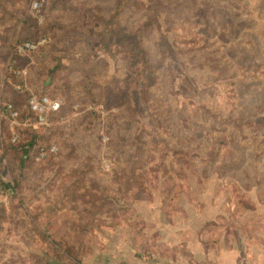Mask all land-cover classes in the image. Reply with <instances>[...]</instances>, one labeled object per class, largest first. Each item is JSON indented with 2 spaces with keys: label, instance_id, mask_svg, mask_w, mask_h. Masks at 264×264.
Returning a JSON list of instances; mask_svg holds the SVG:
<instances>
[{
  "label": "rangeland",
  "instance_id": "rangeland-1",
  "mask_svg": "<svg viewBox=\"0 0 264 264\" xmlns=\"http://www.w3.org/2000/svg\"><path fill=\"white\" fill-rule=\"evenodd\" d=\"M29 2L0 0V108L13 44L46 37L20 66L71 117L0 128V264H91L132 199L213 196L224 230L264 234V0Z\"/></svg>",
  "mask_w": 264,
  "mask_h": 264
},
{
  "label": "crops",
  "instance_id": "crops-1",
  "mask_svg": "<svg viewBox=\"0 0 264 264\" xmlns=\"http://www.w3.org/2000/svg\"><path fill=\"white\" fill-rule=\"evenodd\" d=\"M212 197L126 201L125 217L130 219L125 221L138 220V225L127 223L121 231L105 233L113 238H104V246L93 249L92 258L88 253L87 260L91 264H264V234L224 230L219 218L228 216L229 209Z\"/></svg>",
  "mask_w": 264,
  "mask_h": 264
},
{
  "label": "built area",
  "instance_id": "built-area-1",
  "mask_svg": "<svg viewBox=\"0 0 264 264\" xmlns=\"http://www.w3.org/2000/svg\"><path fill=\"white\" fill-rule=\"evenodd\" d=\"M53 0H30L29 8L35 12H40L49 2ZM47 40L46 37L38 38L37 40H22L13 44L8 60L6 62L5 72L9 75L11 73L14 76L19 77V82L14 83L13 86L18 91L28 90V99L27 104L30 111L34 114V121L30 123L31 119L25 118L22 121V125L28 126L32 125L34 128L39 126H50L52 123V117L55 118L57 122L68 123L70 117L67 113L63 112L64 101L62 98H52L45 94H37L33 90H30L27 84V66L19 67L12 66L11 62L14 60V57H30L40 45H42ZM6 80L10 82V77L7 76ZM75 105L74 107H76ZM2 110H5L9 113L10 117L13 118L12 122H16V116L18 114L17 110L14 108V105L10 101H6L3 104ZM1 110V111H2ZM0 111V112H1ZM2 113V112H1ZM18 138L17 132L13 131L12 142L16 141ZM102 140L105 142L108 140V135H102ZM58 146L56 144H48L36 146V152L34 159L40 161L47 157L49 154L56 153Z\"/></svg>",
  "mask_w": 264,
  "mask_h": 264
},
{
  "label": "trees",
  "instance_id": "trees-1",
  "mask_svg": "<svg viewBox=\"0 0 264 264\" xmlns=\"http://www.w3.org/2000/svg\"><path fill=\"white\" fill-rule=\"evenodd\" d=\"M56 0H53L51 2H54ZM51 2H49L48 4H50ZM47 4V5H48ZM23 40H27V39H23ZM29 40H33V39H29ZM37 51V50H36ZM35 51V52H36ZM26 57H14V60L11 62L12 66H19V67H23L20 66V62L23 61ZM5 68V67H4ZM10 77V82L12 81H16L17 79L19 80V77L12 75L11 73H9L8 75ZM30 74H29V69L27 68V80L29 78ZM12 91L14 92V95L12 96V98L8 99V101L12 102L14 105V108L17 110L18 114L16 116V122H12L13 118L10 117L9 113L6 112L5 110H2V108H0V128L3 127V129H9L8 130V143L10 144H17L20 142L21 140V134L22 132H24L27 129H33V130H37V128H31V127H27L22 125V121L25 118L31 119L34 117V114L30 111L29 106L27 104V99H28V93L27 92H18L14 89V87H12V85L10 84ZM30 86V85H29ZM36 92V91H35ZM37 93V92H36ZM40 94H45L48 95L52 98H57L58 96H52L49 93H40ZM33 116V117H32ZM13 131L17 132L18 134V138L16 141L12 142V135H13ZM0 137H2V134H0ZM56 144L58 146V150L56 151V153L53 154H49L47 157H45L44 159L40 160L44 161L46 159H48L49 157H52L54 155H56L59 151V145L57 142L55 141H51L48 144ZM32 144V141L30 142V145ZM40 143H38L39 146ZM41 146V145H40ZM35 147V146H34ZM29 151L28 150H23L21 158H20V166L22 167L23 163H24V156L27 155ZM33 152H36V148L33 150Z\"/></svg>",
  "mask_w": 264,
  "mask_h": 264
}]
</instances>
